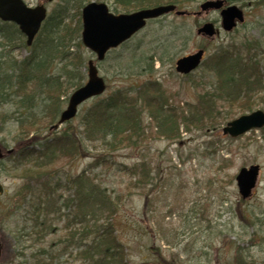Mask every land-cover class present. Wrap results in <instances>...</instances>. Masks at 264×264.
Segmentation results:
<instances>
[{
  "label": "rangeland",
  "instance_id": "1",
  "mask_svg": "<svg viewBox=\"0 0 264 264\" xmlns=\"http://www.w3.org/2000/svg\"><path fill=\"white\" fill-rule=\"evenodd\" d=\"M24 1L31 7L38 6L39 2L45 4L48 17L60 3H65L64 0L49 3L44 0ZM91 1L108 4L111 12L116 14H130L140 10H127L109 0ZM175 1H179L178 5L184 7L181 11L189 12L188 15L172 13L156 19L161 20L156 24L153 23L156 20L150 21L133 38V46L142 43L136 55L145 53L147 56H155V51L159 53L155 63L156 72L136 77L139 67H135V56L123 49L125 46L117 48L115 53H108L106 60L98 64L100 76L106 79L107 91L79 108V114L72 122L75 127L80 125L85 111L96 103V99L105 98L119 87L137 81L142 83L150 78L160 81L169 103L180 110L182 108L184 114L189 116L195 112L192 106L197 103L198 94L212 83V71L204 63L209 62L213 52L223 44L236 42L240 45L253 40L259 42L262 52L258 54L257 60L264 70V0H227L229 4L243 9L246 19L231 33L222 30L220 11L198 13L200 5L208 0ZM70 14L76 18L72 7ZM209 21L220 31L210 41L197 33ZM201 48L207 53L201 68L189 76L178 74L175 62ZM29 55L30 50L23 48L16 53V58L19 60ZM167 55L175 56L173 62L167 60ZM160 56L164 57L163 61L159 60ZM82 58L84 80L87 81L88 62L96 58L85 47ZM119 64L128 67L132 65L129 73L134 75V79L123 80L115 76L114 69ZM61 68L59 65L54 69L53 75L61 74ZM72 84L66 83L62 87L63 93L57 95L61 112L67 107L69 97L74 92L70 87ZM252 96H255L253 111H264V88ZM47 97L48 94L38 97L32 111L24 115L42 116L50 104ZM14 98H19L15 92L12 95ZM218 106L213 123L205 119L203 127L193 126L187 131L182 128L179 140L170 141L158 137L150 120L144 118L147 134L140 147L113 152L107 151L102 143L87 142L85 144L95 157L80 156L70 160L61 155L53 166L52 170L56 172L54 175L57 174L63 185L67 178L86 171V175L95 184L107 189L115 197L121 196L122 207L114 216V227L127 264L264 263V129L250 131L236 139L224 136L222 130L228 122L250 112L243 111L241 105L237 104L232 106L218 103ZM13 107L10 104L0 107V113L10 117L9 122L0 129V147L5 148L6 154L0 162V242L3 246L0 264H86L81 254L84 248L79 247L85 240L81 239L80 234L72 240L69 235L71 231L66 229L71 215L69 207L63 204L67 199L66 192H62L56 206L49 208V212H45L42 219H39L49 225L48 235L33 238L27 235L29 227L37 218L23 200L28 192L26 170L34 171L36 168L35 164H27L26 161L18 163L15 160L17 151L23 147H32L38 135H61L67 129V124L52 133L45 121L21 129L12 113ZM10 150L14 153L11 157L7 155ZM100 153L107 154L106 162L97 163L96 157ZM142 163L147 164L151 180L142 188H137L132 184L133 177L123 167H140ZM252 165L261 168L259 183L254 194L249 199H243L236 177L241 169ZM70 224V230L79 233L81 225L76 226V221Z\"/></svg>",
  "mask_w": 264,
  "mask_h": 264
},
{
  "label": "trees",
  "instance_id": "2",
  "mask_svg": "<svg viewBox=\"0 0 264 264\" xmlns=\"http://www.w3.org/2000/svg\"><path fill=\"white\" fill-rule=\"evenodd\" d=\"M109 1L120 4L127 10L152 8L162 4L177 5L179 10L182 8L177 3L179 1L175 0ZM63 2L65 3H60L47 17L31 47L27 46L25 36L19 27L0 20V107L8 104L14 106L12 113L16 116L17 126L21 129L27 126L30 128L40 121H45V124L52 128L61 115L57 95L63 93L62 87L66 83H73L70 87L77 89L86 82L82 58L81 9L91 3V0ZM69 5L76 18L71 17ZM159 21L161 20L153 23ZM133 42L132 39L122 47L125 46L123 49H127L135 56V67H139L136 77L153 75L156 72L155 63L159 53L155 51V56H147L145 53L136 55L142 48V43L138 42L133 46ZM23 48L30 50V55L18 60L16 53ZM260 48V43L254 40L240 45L231 42L218 47L209 62L204 63L208 64V69L212 71V83L198 94L197 103L192 106L195 112H190L189 116L184 114L182 108L180 110L169 103L160 81L150 78L142 83L137 81L119 87L116 91L109 92L105 98L96 99V103L85 111L80 125L75 127L73 121L68 122L67 129L61 135L55 133L51 137L38 135L32 147L20 148L15 160L19 161L18 163L26 161L27 164H35L36 168L34 171L26 170L29 182L26 184L28 192L23 200L26 201L25 206L36 214L37 218L29 227L27 235L32 238L48 235L49 225H45L39 219H42L45 212H49V208L56 206L62 192H66L67 199L63 204L69 207L71 213L66 229L71 231L69 235L72 240L77 234L85 240L79 247L84 248L81 254L86 264H127L124 259L125 252L116 237L114 227V216L122 207L121 196L109 194L107 189L95 184L90 176L86 175V171L76 177L67 178L63 185L57 174L54 175L56 172L52 170L53 166L61 155L70 160H76L80 156L95 157L85 144L87 142L102 143L107 151L113 152L140 147L147 134L144 118L150 120L158 137L162 136L172 141L180 139L182 128L187 131L193 126L203 127L205 119L213 123L214 114L219 110L218 103L241 105L243 111L253 112L255 105L252 103L253 100L255 102V96L252 95L260 88H264V70L260 68L261 62L257 60L258 54L262 52ZM116 50L111 53H115ZM168 56L167 60L173 62L175 56ZM159 60L163 61L164 57L160 56ZM59 65L62 66L61 74L53 75V70ZM125 66L119 64L115 67V76L123 80L134 79V75L129 73L132 65ZM13 92L19 96L18 100L12 99ZM42 94H48L47 98L50 100L43 115H24L27 111H32L36 99ZM9 118L7 114L0 113L1 130L9 122ZM52 131L51 129V133ZM106 155L100 153L96 157L97 163L106 162ZM123 170L133 177L132 184L137 188H142L151 180L146 163H142L140 167L124 166ZM62 185L64 187H60ZM75 221L76 226L81 225L79 233L70 230L72 229L70 222Z\"/></svg>",
  "mask_w": 264,
  "mask_h": 264
},
{
  "label": "water",
  "instance_id": "3",
  "mask_svg": "<svg viewBox=\"0 0 264 264\" xmlns=\"http://www.w3.org/2000/svg\"><path fill=\"white\" fill-rule=\"evenodd\" d=\"M52 2L54 0H47ZM226 6V7H225ZM175 5L155 6L134 11L130 14H114L110 12L108 4L91 2L83 7L82 16V44L95 54L99 62H104L106 55L119 48L126 41L135 37V34L144 30L148 21L156 20L167 14L176 12L177 15H187L184 11H176ZM221 11L222 29L228 33L233 31L238 24L244 23V11L236 5L227 6L225 0H208L200 5V11ZM47 8L43 5L32 8L23 0H0V20L12 22L19 26V29L26 36L27 45L34 43L35 37L41 30L42 23L47 19ZM198 35L208 39L215 38L219 31L212 22L206 23L197 30ZM205 56L204 50L180 58L176 62L178 74L189 75L201 67ZM88 81L84 86L76 89L68 100V106L62 112L54 129H58L67 122L75 119L79 108L88 100L102 96L106 93V80L100 76L95 61L88 62ZM264 128V112L256 110L245 114L225 125L222 133L234 139L246 135V133ZM9 154L12 151L8 152ZM4 157L3 148L0 147V161ZM261 168L252 165L239 171L236 177L237 187L243 199H249L259 183ZM2 245L0 244V259L2 256ZM264 264V263H263Z\"/></svg>",
  "mask_w": 264,
  "mask_h": 264
},
{
  "label": "bare ground",
  "instance_id": "4",
  "mask_svg": "<svg viewBox=\"0 0 264 264\" xmlns=\"http://www.w3.org/2000/svg\"><path fill=\"white\" fill-rule=\"evenodd\" d=\"M54 126H55V125H54ZM54 126L51 128L52 130H53ZM54 130H56V129H54ZM54 130H53V131H54ZM4 149H5V148H3V152H4Z\"/></svg>",
  "mask_w": 264,
  "mask_h": 264
},
{
  "label": "flooded vegetation",
  "instance_id": "5",
  "mask_svg": "<svg viewBox=\"0 0 264 264\" xmlns=\"http://www.w3.org/2000/svg\"><path fill=\"white\" fill-rule=\"evenodd\" d=\"M42 1H43V0H42ZM38 4H40V2H39ZM38 4H37V5H38Z\"/></svg>",
  "mask_w": 264,
  "mask_h": 264
}]
</instances>
